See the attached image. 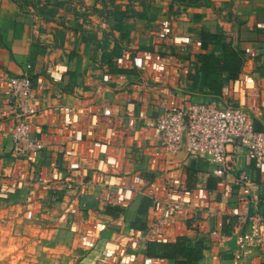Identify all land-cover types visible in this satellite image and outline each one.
<instances>
[{
    "label": "built area",
    "instance_id": "built-area-1",
    "mask_svg": "<svg viewBox=\"0 0 264 264\" xmlns=\"http://www.w3.org/2000/svg\"><path fill=\"white\" fill-rule=\"evenodd\" d=\"M156 34L178 53L123 49L118 71L97 67L72 103L52 91L67 72L59 62L46 70L52 86L32 80L30 66L0 72V155L11 159L0 168V200L23 194L26 220L65 226L81 252L102 241L97 264H169L142 249L180 237L200 243L214 264L229 245L232 264L249 251L264 257V77L245 68L257 53L244 49L240 73L219 95H199L183 82L199 67L192 38L173 34L172 17ZM122 93L135 98L119 104ZM141 198L150 203L142 228L127 216Z\"/></svg>",
    "mask_w": 264,
    "mask_h": 264
},
{
    "label": "crops",
    "instance_id": "crops-1",
    "mask_svg": "<svg viewBox=\"0 0 264 264\" xmlns=\"http://www.w3.org/2000/svg\"><path fill=\"white\" fill-rule=\"evenodd\" d=\"M104 15L108 19L103 26ZM165 17L173 18L174 35L192 38L189 57L199 67L188 75L199 72V54L205 51L217 57L222 54L214 41L201 40L208 33L219 35L239 51L242 64L245 48L256 51L257 57L247 61L245 68L264 77V0H0V72L19 76L30 66L27 73L32 80L42 76L51 84L46 78L47 67L59 62L67 72L61 83L51 84L52 91L62 89L67 94L65 102L72 103V93L81 90L85 93L99 76V72L93 74L97 67L107 65L118 71L114 59L123 49L178 53L170 39L157 37L158 23ZM122 70L132 74L129 69ZM187 76L183 78L186 86ZM192 90L199 95L209 93L201 89L200 78ZM134 98L122 93L117 96V103L124 104ZM1 143L7 151L8 143ZM10 165L11 159L4 152L0 155V168L5 171ZM23 199L22 194L21 202ZM13 234L14 231H8V239ZM8 244L3 246L0 242V252ZM101 250L102 242H99L82 264H97ZM232 250L233 245H229L217 264H232ZM142 253L145 254V248ZM197 264L214 263L203 253ZM240 264H264V257L257 251H249Z\"/></svg>",
    "mask_w": 264,
    "mask_h": 264
},
{
    "label": "rangeland",
    "instance_id": "rangeland-1",
    "mask_svg": "<svg viewBox=\"0 0 264 264\" xmlns=\"http://www.w3.org/2000/svg\"><path fill=\"white\" fill-rule=\"evenodd\" d=\"M21 201L22 194L0 200V242L3 246L9 242L6 249H1L0 264H82L92 251H79L74 236L63 225L26 220ZM136 207L134 204L127 210L129 220L135 217ZM10 230L15 234L8 239ZM109 237L105 233L102 240Z\"/></svg>",
    "mask_w": 264,
    "mask_h": 264
},
{
    "label": "trees",
    "instance_id": "trees-1",
    "mask_svg": "<svg viewBox=\"0 0 264 264\" xmlns=\"http://www.w3.org/2000/svg\"><path fill=\"white\" fill-rule=\"evenodd\" d=\"M211 40L219 45L222 54L220 57L215 56L212 52H203L197 56L200 63L199 72L190 74L186 78L189 83L188 87L193 88L194 83L200 78V87L205 88L212 95H219L221 85L223 83V75L225 79H235L242 65V55L239 51L234 50L229 43H226L222 37L213 34H203L201 40ZM125 72L124 70H120ZM263 74V70H260ZM256 130H260L261 126L256 124ZM199 168H204L199 166ZM192 170L189 171L191 174ZM135 217L131 220L133 226L143 227L140 217L146 215L149 210L150 203L147 199L141 198L136 204ZM106 214L115 216L118 209L108 207ZM228 232V229H224ZM145 255L148 257L161 256L174 264H197L203 257V247L200 243H190L185 237H180L173 244L149 243L145 248Z\"/></svg>",
    "mask_w": 264,
    "mask_h": 264
},
{
    "label": "bare ground",
    "instance_id": "bare-ground-1",
    "mask_svg": "<svg viewBox=\"0 0 264 264\" xmlns=\"http://www.w3.org/2000/svg\"><path fill=\"white\" fill-rule=\"evenodd\" d=\"M199 263V262H198Z\"/></svg>",
    "mask_w": 264,
    "mask_h": 264
}]
</instances>
